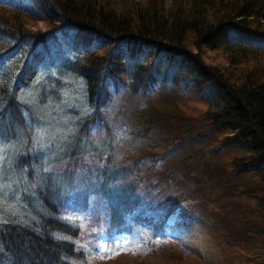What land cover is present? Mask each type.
<instances>
[{
    "label": "trees",
    "instance_id": "trees-1",
    "mask_svg": "<svg viewBox=\"0 0 264 264\" xmlns=\"http://www.w3.org/2000/svg\"><path fill=\"white\" fill-rule=\"evenodd\" d=\"M168 1L0 0L4 264H264V0Z\"/></svg>",
    "mask_w": 264,
    "mask_h": 264
},
{
    "label": "rangeland",
    "instance_id": "rangeland-1",
    "mask_svg": "<svg viewBox=\"0 0 264 264\" xmlns=\"http://www.w3.org/2000/svg\"><path fill=\"white\" fill-rule=\"evenodd\" d=\"M168 3H169V1L167 0V4ZM36 28H39L41 31H43V30H45V25L41 22H38L36 24ZM32 29L34 30L35 28H32ZM44 77L45 78H43V83L44 82L47 83V81H49V80L52 81V77L49 73L45 74ZM41 82H42V79H41ZM60 83L62 85H65L62 89L65 90L67 88V91H68L67 95H65L66 97L64 96L66 98V100H63L64 102L69 103V106L67 108L69 110L68 112L70 113V110H73L72 112H74L76 110V108L82 104V96H83L82 90H80V88H78L77 81L72 79V77L68 76V75L65 78H63V80ZM64 90H61V88L60 89L58 88V90L56 89L57 92H59V91L63 92ZM33 93L37 94L35 88L32 90L26 91V94L31 95ZM65 93H66V90H65ZM206 93L210 94L209 98H210L211 102L217 97L216 93L212 92L210 89H207ZM148 94L149 95L147 97L149 100L146 102L144 101V98L143 99L135 98L131 101L134 106H137V108L139 107V111H137V113H139V117H141L142 115L148 116L149 111L153 107L157 106L162 101V96H164V94H161V91L159 88H156V91H154L152 93L149 92ZM47 97H49V96H47ZM119 101L122 102V99H119ZM207 102L208 101H205L203 99L190 98L189 103H187V101H186V103H183L184 105H182V103H180L181 106H179V108L182 109V112L189 114L190 111L186 107H188V106L189 107H192V106L193 107H204V106H207ZM49 105H50V102H48L47 107H49ZM50 107H51L50 109L55 113L60 114L62 111H64V107L62 105L54 104V105H51ZM61 109H62V111L60 112ZM167 109H169V108H167ZM117 111H118V109L113 108L112 111H110V113L111 112L116 113ZM92 141H94L96 143L100 142L97 139H92ZM101 141H102V143L104 142V140H101ZM107 141H108V144L112 143L113 148H114L113 152L115 153V156L116 157H122V158H125V154L123 153L124 150L128 152L127 156H137V155H140L144 149L150 148L149 146H146L144 141H142L138 144H137V141H135L131 144V148H129L128 145H130V143H126L125 140H121V138H118V136L115 132L113 134V139H109ZM193 142L196 144L195 140ZM108 144L106 142L105 146H107ZM195 144L192 146H195ZM160 150H164V149H160ZM118 239L119 238H115V240H118ZM96 245H97L98 251H102V249L104 248L102 242L95 244V246ZM123 246H124V243H122V245H120L119 247H122V249H124L125 247H123ZM131 250H134L133 246H131V248H129L127 250L120 251V253L129 252ZM126 256L127 255H125L124 257L117 258L118 262H116V263H120L122 260H125V261H127V264H157V260L154 259L153 257L144 258V260L135 259V258H133V260H129L128 257H126Z\"/></svg>",
    "mask_w": 264,
    "mask_h": 264
},
{
    "label": "snow or ice",
    "instance_id": "snow-or-ice-1",
    "mask_svg": "<svg viewBox=\"0 0 264 264\" xmlns=\"http://www.w3.org/2000/svg\"><path fill=\"white\" fill-rule=\"evenodd\" d=\"M38 82V81H37ZM35 101V98H33ZM3 112V104L0 102V113ZM3 117L0 115V217L3 216V205L5 203L4 183L2 176L3 161L6 156L7 150L12 147L13 141L6 136L5 130L2 127ZM45 139H51L53 141H63L66 139V130L57 126L55 128L37 126L33 133V140L36 144H41ZM15 215V213H11ZM6 222V221H0ZM124 243L125 241H119ZM0 264H4V260L0 259Z\"/></svg>",
    "mask_w": 264,
    "mask_h": 264
}]
</instances>
